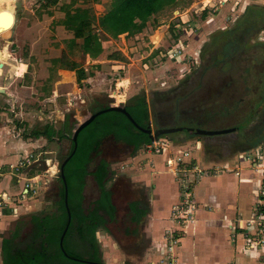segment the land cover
<instances>
[{"label":"crops","instance_id":"1","mask_svg":"<svg viewBox=\"0 0 264 264\" xmlns=\"http://www.w3.org/2000/svg\"><path fill=\"white\" fill-rule=\"evenodd\" d=\"M116 1L98 0L96 3L93 0L97 11L94 12L100 16ZM181 1L178 0L176 5L161 10L156 18L173 7L180 8ZM240 1L242 0H193L189 7L181 10L184 14L179 11L182 15L177 16V21L185 23L188 20L187 15L190 13L192 17L195 13L203 21L201 25L219 27L216 24L226 20L225 14L234 11ZM81 2L82 0H0V26L6 25L5 29H0V200H6L5 204L0 205V254L4 230H9L20 215H27L32 211L28 210L30 204L26 202L27 199L21 198L22 194L27 191L30 193V187L33 188L36 183L39 188L42 186V173L51 172L53 177L58 178L60 163L58 159L52 161L51 154L56 152L55 148L63 141H71L73 138L71 132L65 129L67 118L70 126L76 122V128L83 121L78 113L81 106L93 98L92 102L96 103L93 107L98 108L107 95H111L110 88L113 85L110 86V83L116 79L115 75L120 76L116 79L117 88L123 89L122 92L127 95L137 89L142 78L147 84L146 87H149L158 81L155 76L163 73L161 68L151 67L153 60L157 61L162 55L161 50H155L147 57V51H139L142 44L146 43L144 40L148 41L146 47L151 48L150 45L159 32H149L152 29L151 23L143 32L134 36L122 34L114 38L101 31L103 52L97 58L85 53L74 57L69 55L67 41L74 38V33L67 27L66 16L68 10L74 11ZM215 4L219 5L217 13L212 10V5ZM189 21L192 22L191 19ZM159 22L161 25L155 30L164 26L162 21ZM172 25L177 29L180 23ZM102 36H107V40ZM63 56L78 62L86 70L88 64L95 65L96 70L93 75L79 82L77 71L63 65L68 60L60 62ZM126 64L128 70L123 72L120 69ZM84 82L87 83L85 87ZM146 87H142L144 91H147ZM125 98L121 103L125 102ZM94 108L90 114L96 109ZM110 137L114 140L113 136L108 138ZM171 141L169 151H148L144 156L146 163L129 172L133 178L144 184L145 192L149 194L150 189L152 192L150 204L146 205L140 200L130 203V221L139 224L144 218V233L141 234L143 238L135 246L137 252L132 251L135 258L130 261L133 264H264V245L256 252H248L244 248L242 235L237 236L236 242L232 238L233 225L254 215L261 196V187L264 185L263 175L239 158L242 153L260 145L264 141V135L251 144L248 150L238 156L226 158L221 153L208 158L206 148L199 140L186 138ZM187 150L193 159L186 158V162L194 160L199 167L197 172L191 173L190 180L196 200L195 215L182 230H178L171 212L173 206L182 201L184 192L180 178L169 171L167 160ZM31 156L34 158L32 163L30 161L26 166L25 162L21 163ZM136 159L131 157L129 162ZM38 163L44 167L37 168L35 165ZM56 168L59 169L57 174ZM91 175L96 181L94 175ZM99 190L101 194L100 187ZM96 200L88 208L93 209ZM112 202L116 212L113 219L106 216V222L110 223L117 221L118 212L114 200ZM136 203L145 208V214L140 215L133 210ZM34 215L36 214L31 217L32 222ZM101 228L106 229L105 226L99 229ZM13 230L16 232L18 228L14 227ZM169 230H176V234L180 235L179 242L174 246V259H170L167 253L166 237ZM77 238L84 241L79 235ZM110 249L111 252L115 251L114 245ZM41 264L48 262L43 261Z\"/></svg>","mask_w":264,"mask_h":264},{"label":"rangeland","instance_id":"2","mask_svg":"<svg viewBox=\"0 0 264 264\" xmlns=\"http://www.w3.org/2000/svg\"><path fill=\"white\" fill-rule=\"evenodd\" d=\"M95 1L98 3V0ZM192 1L182 0L180 8L173 7L160 15V17H157L156 23H151L152 29L150 28L149 30L150 33L152 31H159L150 45L151 48L146 47L147 40H144V43H146L140 47L142 49L139 51H147L146 57L150 53L152 55L155 50H161L162 55L157 58V61L153 60L154 64L151 66L152 69H162V75L155 76V79L158 78V81L146 87L147 84L144 83V79L142 78L137 89L132 91L133 94L130 92L131 94L127 93L125 95V92H122L123 89H119L118 95H120V98H118L117 102L112 98L113 101L110 104H126L133 97L145 94L151 107L153 133L158 127L188 126V121L191 117L199 116L204 119L205 117H202V115L204 116L210 112L215 113V116L218 117L216 120L205 122L202 127H197L209 130L239 127V131L237 133L234 132V134L209 136L197 134L196 132H193L192 135L180 133V137H184L181 139L187 138L201 141L206 148L205 153L208 155V158L209 156L213 158L219 155V153L225 158L238 156L239 153L248 150V147L245 148L242 145H237L234 147L224 146L223 148L217 142L227 145L228 141L232 143V138L235 134H241L242 132L246 133L247 137V133L248 136L253 134L256 131L257 125L264 122V0L240 1L234 11L230 14H225L226 20H223L220 24H216L220 26L215 28L214 26L207 27L206 25H201L203 21H201L198 14L195 15V11H193L194 15L192 17L190 13L187 15L188 20L185 23L181 20L177 21V16L180 17L184 14L181 10L183 9L184 11L186 7H189ZM80 5L91 6L96 11L93 0H82ZM251 8L258 10L252 12ZM175 9L176 11H174ZM258 11L261 13L259 16L257 15ZM213 14L210 15L214 18ZM217 20H220V18ZM253 20L256 21L255 24ZM159 21H162L164 26L161 29L155 30L157 26L161 25ZM176 22L180 23L177 29L172 25L173 23L176 24ZM169 26H172L170 30H168ZM177 33L178 35H176ZM145 36L147 38V35ZM102 37L104 39L108 38L107 36ZM238 41L241 46L238 45V48L234 49L236 47L235 43ZM179 48H183L184 50L182 52L184 59H181V57H178L180 59L171 57L165 51L171 52ZM239 50H242V53H236ZM70 54L72 57L75 56V53L69 51ZM87 67L88 72L96 70L95 65L88 64ZM248 69L250 73L245 72V74H242V70L246 71ZM120 70L123 72L127 71V64ZM114 77L117 79L120 76L115 75ZM116 79L113 80V83H110V86L111 84L113 85L110 88L111 95H114L113 92L118 90ZM244 79H248V81ZM86 84L84 82L83 87ZM142 87H146L147 91H144ZM111 95L108 94L107 99ZM123 98H125V102L121 103L120 100H123ZM92 99L89 100V103L83 104L78 112L82 120L88 117L94 108L93 106H96V103L92 102ZM238 99H242V101L238 103ZM235 106L237 108L234 110ZM175 110L181 112L177 117L173 115ZM184 111L189 112L190 115L182 114ZM178 116L180 117L178 118ZM124 125V118L121 124L113 125L111 128L102 126V124L95 121L85 127L80 140L82 142H85V140L94 142L109 131H117L124 134ZM173 136L170 134L161 135L157 139L169 140ZM144 145L136 151V149L134 150V146L126 144L123 141L116 142L111 137L104 138L99 148L100 152L93 153L94 160L88 167L89 171H94L100 160L105 158L110 162L113 171L110 174L111 177L107 182V187L113 190V200L118 208L117 221L109 225L110 231L101 228L97 233L100 248L99 255L105 264H133L130 260L135 258L134 252H137L135 246L143 238L141 234L144 233V228L142 227L144 225V218L142 223L139 224L130 221V213H132L130 211V203L140 200L142 203H146V205L150 204L149 199H152V192L151 189L149 194L145 192L144 184L133 178L129 172L131 173L133 170L139 169L138 165L146 163L144 156L148 154L149 149L148 144ZM70 147V140L63 141L55 148L56 152L51 154L52 161L55 162V159H58L57 161L60 163L59 158L66 156ZM131 157L137 159L129 162ZM33 159L32 157L31 163ZM52 161H50L51 164ZM35 166L37 168L44 167L41 163ZM59 169L57 170L56 168V174L57 172L59 173ZM44 174H41L43 176L41 177V181L44 183L40 188L36 183L33 188L30 187V193L27 191V193L22 194L24 197L21 196L22 199H27L26 202L30 204L28 210L32 211L27 215H20L11 224L9 230H4L2 238H11L14 227H17L20 236L16 238V241L23 242L25 236L30 234L34 226V223L31 221L32 214L43 217L44 214H54V212L58 211L57 201L60 199L56 191L61 185L58 179L60 173L58 178L56 176L53 177V173L51 172ZM175 176L179 178V176ZM84 196V206L86 209L100 196L99 187L91 174L86 176ZM113 245L115 251L111 252L112 249L110 248H113ZM66 247L68 252L75 254L72 255L73 257L80 259L96 257L92 253V246L85 241H79L77 235L73 234L72 237H67ZM0 255V264H3V256L2 254ZM73 257H71L72 259L66 256L61 257L63 264H90Z\"/></svg>","mask_w":264,"mask_h":264},{"label":"trees","instance_id":"3","mask_svg":"<svg viewBox=\"0 0 264 264\" xmlns=\"http://www.w3.org/2000/svg\"><path fill=\"white\" fill-rule=\"evenodd\" d=\"M177 2L178 0H117L106 13L100 16L96 15L93 7L80 5L74 11L68 10L67 12L66 24L69 30L74 33V38L67 41V47L75 55L85 53L89 54L92 58H97L103 52L101 31L106 32L114 38H118L122 34L134 36L143 32L150 23L155 24L156 16L161 10L168 6L176 5ZM250 10L256 12L258 9L251 8ZM257 15L259 16L261 13L258 11ZM253 23L255 24L256 21L253 20ZM78 40H81V42H78ZM64 61H66L65 64L63 63L64 66L77 71L79 82H82L93 73L88 72L78 62L68 59V56L61 58L60 62ZM111 101H113L112 98H105L93 113L109 108ZM125 107L141 127L148 128L152 121L151 107L145 94L133 97L126 102ZM102 115L107 117L104 118ZM99 118L100 120L98 121ZM123 118L125 124L124 134L117 131H109L94 142L85 140V142H88L85 143L80 140L84 128L78 137L77 150L65 166L68 183V205L72 221L65 236L64 246L68 252L66 247L67 237H72L75 233L85 242L91 243L93 250L95 249V252L93 251L92 253L96 257L91 258L94 261H102L99 255V244L96 233L100 227L105 226L106 216L112 219L115 217L116 207L112 202V191L106 187V183L111 177L110 174L113 173L111 164L105 158H102L95 171H89L88 167L94 160L92 153L100 152L99 148L103 139L109 136H113L116 142L123 141L134 146V150L136 149V151L143 144L152 142L150 136L135 126L123 112L106 111L98 115L93 122L97 121L102 126L111 128L113 125L121 124ZM75 124L76 122L70 126L67 118L65 129L69 130L72 135ZM263 135L264 133L259 135L257 140H251L248 145L257 142ZM178 136L180 137V134L173 136L172 139L179 141L181 138H184H179ZM74 147L75 144L71 139L69 152L66 156L60 157V167L63 161L73 152ZM89 174L94 175L101 189L100 197L96 200L93 209H86L84 206V188L86 176ZM58 179L61 183L56 191L60 199L57 201L58 211L54 212V214H44L43 217L34 215V226L30 234L25 236L23 242L16 241V238L20 236L19 231L14 232L11 238H4L2 244L3 264H41L43 261L48 262V264H53L54 262L63 264L62 259H57L66 256L60 246V239L67 226L69 215L66 205V186L61 175ZM133 210L140 215L145 214V208L140 207L137 203L133 205ZM68 253L71 256L75 255L70 252ZM66 257L72 259L69 256Z\"/></svg>","mask_w":264,"mask_h":264},{"label":"built area","instance_id":"4","mask_svg":"<svg viewBox=\"0 0 264 264\" xmlns=\"http://www.w3.org/2000/svg\"><path fill=\"white\" fill-rule=\"evenodd\" d=\"M221 2L219 3L220 5ZM218 8L219 5H212V10L214 13L218 12ZM183 51V48H179L174 51L172 50L171 52L168 51L167 55L170 54L171 57H181V59H184L182 54ZM117 89L119 90V88ZM118 90L113 92L114 95H111L116 102L118 101V98H120V95H118ZM120 102H122V100H120ZM114 105H118V103H114ZM171 143V139H156L148 145V149L149 152L164 153L170 150ZM240 156L241 157L239 159L241 161L247 162L252 169L262 174L264 177V141L252 150L242 153ZM31 157L27 158L21 163L25 162L24 165L26 166L31 161ZM186 158L193 159L191 157L190 151L188 150L183 151L176 157L169 158L167 160V167L169 171L179 176L184 192L182 201L174 205L171 212V217L173 220H175L178 230H182V227L188 221L193 220L195 215L196 200L192 194V185H190L192 182L190 180L192 178L191 173L197 172L199 167L195 164L194 160L186 162ZM260 195L261 196L254 215L247 220H239L237 224L233 225V241L236 242L237 236L242 235L244 238V248L248 252H256L261 246L264 245V185L261 187ZM5 202L6 200H0V205L5 204ZM166 238L168 241V257L170 259H174V246L179 242L180 235L176 234V230L174 232L169 230Z\"/></svg>","mask_w":264,"mask_h":264},{"label":"water","instance_id":"5","mask_svg":"<svg viewBox=\"0 0 264 264\" xmlns=\"http://www.w3.org/2000/svg\"><path fill=\"white\" fill-rule=\"evenodd\" d=\"M8 13V12H6ZM11 15V13H9ZM10 19V17H9ZM6 28V25L4 26H0V29H5ZM106 111H120V112H123L124 114H126L128 116V118L135 124V126H137L140 130L146 132L147 134L150 135V138L152 141L156 140L157 138H159L161 135H167V134H170V133H173V132H176V131H181L183 130L182 127H172V128H164V129H159L155 132V134H152L153 130L151 127L149 128H144V127H141L136 121L135 119L132 117V115L128 112L127 108L125 107L124 104H120V105H111L109 108H106V109H103V110H99L95 113H92L90 114L88 117H86L81 123H79L77 125V127L75 128L74 130V134H73V142L75 144V147H74V150L73 152L63 161V163L61 164V167H60V175L61 177L63 178V181H64V184L66 186V205H67V211H68V215H69V218H68V223H67V226L61 236V239H60V246L63 250V252L65 253L66 256H69V257H73L71 256L65 249V246H64V240H65V236L69 230V227H70V224H71V221H72V215H71V211L69 209V205H68V183H67V177H66V174H65V166L66 164L69 162V160L71 159V157L75 154L76 150H77V147H78V137H79V134L80 132L87 126L89 125L90 123H92L98 115L106 112ZM236 128H227V129H221V130H209V129H203V128H199L196 130V133L197 134H201V135H219V134H225V133H231L233 131H235ZM74 259H77V260H81V261H84V262H87V263H90V264H105L103 262H99V261H93V260H89V259H80V258H76V257H73Z\"/></svg>","mask_w":264,"mask_h":264},{"label":"flooded vegetation","instance_id":"6","mask_svg":"<svg viewBox=\"0 0 264 264\" xmlns=\"http://www.w3.org/2000/svg\"><path fill=\"white\" fill-rule=\"evenodd\" d=\"M242 39V38H241ZM244 39H245V37H244ZM240 41V40H239ZM239 41L238 42H236L235 44H236V47H235V45H233V47H235L234 49H237L238 48V45L239 46H241V44L239 43ZM230 43H232V42H230ZM227 48H228V45H227ZM233 51H235V50H233ZM242 53V50H239V51H236V53ZM243 55V54H242ZM245 72H248V73H250V70L248 69V70H242V74L244 73L245 74ZM242 78H243V76H242ZM245 81H248V79H244ZM181 101V100H180ZM242 101V99H238L237 100V102L239 103V102H241ZM177 102H179V101H177ZM237 107L235 106L234 107V110L236 109ZM178 109V108H177ZM179 114H181V112L180 111H177V110H175L174 111V114L173 115H175L176 117H177V115H179ZM182 114H186V115H190L189 114V112H187V111H184ZM192 116V115H191ZM180 116H178V118H179ZM202 117H205L204 119H205V121H203L204 119H202L201 117H191L190 119H189V125L188 126H175V127H182L183 128V130H181V131H176V132H173V133H170V135H173V134H180V133H186L187 135H192L193 134V132H196V130L197 129H199L200 127H197V126H203L204 124H205V122H212V121H214V120H216L218 117L217 116H215V113H212V112H210V113H208V114H206V115H202ZM178 118H176V119H178ZM152 123V122H151ZM196 125V126H195ZM149 127H151L152 128V124H150L149 126H148V128ZM164 128H170V127H158V128H156L155 130H154V133L152 132V134H155V132L157 131V130H159V129H164ZM153 130V129H152ZM242 130V129H241ZM237 131H239V127H236V130L235 131H233V132H231V133H233L234 134V132L235 133H237ZM262 133H264V122L262 123V124H258L257 125V127H256V131L253 133V134H250L249 136H248V133H247V137H246V133H244V132H242L241 134H235V136L232 138L233 139V141H232V143H230V141H228L229 143H227V145H225L224 143H222V142H217V144L218 145H220L221 147H223L224 148V146L225 147H234V146H237V145H242V146H244L245 148H247V147H249L250 145H248L249 144V142L251 141V140H256L258 137H259V135H261ZM225 134H229V133H225ZM149 135V134H148ZM150 136V135H149ZM215 142V141H214ZM213 145H215V144H213ZM112 191V190H111ZM113 192V191H112ZM112 200H113V193H112ZM111 223L110 222H106L105 223V228L108 230L109 229V225H110ZM110 230V229H109ZM90 245H91V243H89Z\"/></svg>","mask_w":264,"mask_h":264},{"label":"bare ground","instance_id":"7","mask_svg":"<svg viewBox=\"0 0 264 264\" xmlns=\"http://www.w3.org/2000/svg\"><path fill=\"white\" fill-rule=\"evenodd\" d=\"M2 2V1H1Z\"/></svg>","mask_w":264,"mask_h":264}]
</instances>
